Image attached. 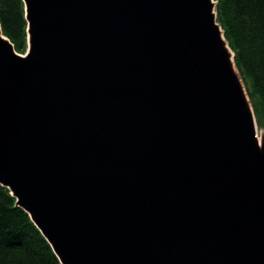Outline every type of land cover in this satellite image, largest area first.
<instances>
[{"label":"water","instance_id":"95a60500","mask_svg":"<svg viewBox=\"0 0 264 264\" xmlns=\"http://www.w3.org/2000/svg\"><path fill=\"white\" fill-rule=\"evenodd\" d=\"M24 3L0 185L61 264H264V136L217 3Z\"/></svg>","mask_w":264,"mask_h":264},{"label":"trees","instance_id":"16d2710c","mask_svg":"<svg viewBox=\"0 0 264 264\" xmlns=\"http://www.w3.org/2000/svg\"><path fill=\"white\" fill-rule=\"evenodd\" d=\"M218 23L235 54L258 127L264 128V0H216ZM3 34L18 53L27 50L23 0H0ZM0 264H61L52 247L0 185Z\"/></svg>","mask_w":264,"mask_h":264},{"label":"rangeland","instance_id":"374dc122","mask_svg":"<svg viewBox=\"0 0 264 264\" xmlns=\"http://www.w3.org/2000/svg\"><path fill=\"white\" fill-rule=\"evenodd\" d=\"M258 136H260V138L264 136V128H260V130H258Z\"/></svg>","mask_w":264,"mask_h":264},{"label":"bare ground","instance_id":"6f19581e","mask_svg":"<svg viewBox=\"0 0 264 264\" xmlns=\"http://www.w3.org/2000/svg\"><path fill=\"white\" fill-rule=\"evenodd\" d=\"M258 139H259V141L261 140V139H260V136H258Z\"/></svg>","mask_w":264,"mask_h":264}]
</instances>
